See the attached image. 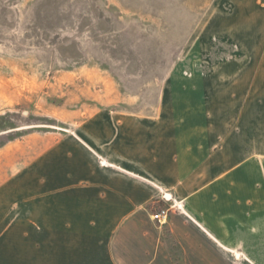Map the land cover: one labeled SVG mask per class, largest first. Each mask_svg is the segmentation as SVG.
<instances>
[{
    "label": "crops",
    "instance_id": "0c3cea01",
    "mask_svg": "<svg viewBox=\"0 0 264 264\" xmlns=\"http://www.w3.org/2000/svg\"><path fill=\"white\" fill-rule=\"evenodd\" d=\"M260 3L201 7L190 49L214 58H189L185 65L196 69L170 74L184 109L162 107L153 116L105 110L97 119L106 123L28 135L24 152L21 144L0 148V202L14 195L17 204L11 218L0 207V244H10L11 257L26 264H264V112L237 107L243 72L264 65L247 42L264 14ZM157 207L170 208L166 221L153 218Z\"/></svg>",
    "mask_w": 264,
    "mask_h": 264
},
{
    "label": "rangeland",
    "instance_id": "374dc122",
    "mask_svg": "<svg viewBox=\"0 0 264 264\" xmlns=\"http://www.w3.org/2000/svg\"><path fill=\"white\" fill-rule=\"evenodd\" d=\"M209 1L0 0V148L15 143L24 152L28 135L106 123L97 119L105 110L153 116L162 107L184 109L185 94L168 79L196 69L185 65L189 58H214L190 49ZM247 42L258 47L251 57L264 62V14ZM248 69L237 82V107L264 112V65ZM2 197L3 218H11L16 198ZM41 234L35 227V238ZM10 249L0 244V264H26Z\"/></svg>",
    "mask_w": 264,
    "mask_h": 264
},
{
    "label": "built area",
    "instance_id": "2783aa9c",
    "mask_svg": "<svg viewBox=\"0 0 264 264\" xmlns=\"http://www.w3.org/2000/svg\"><path fill=\"white\" fill-rule=\"evenodd\" d=\"M169 212H170V208H162L153 214V218L159 222L166 221Z\"/></svg>",
    "mask_w": 264,
    "mask_h": 264
}]
</instances>
